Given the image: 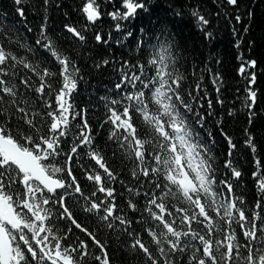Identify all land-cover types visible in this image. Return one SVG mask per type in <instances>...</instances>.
<instances>
[{
  "label": "snow or ice",
  "instance_id": "6c2138e0",
  "mask_svg": "<svg viewBox=\"0 0 264 264\" xmlns=\"http://www.w3.org/2000/svg\"><path fill=\"white\" fill-rule=\"evenodd\" d=\"M224 3L237 7L239 0ZM12 4L27 33L33 32L29 9L41 23L30 40L0 14V264H264V158L251 131L261 117L257 61L238 53L237 74L245 86L242 95L236 89L235 100L247 121L244 144L254 164L250 202L236 183L242 171L231 158L232 137L221 126L228 144L221 178L215 141L203 140L199 131L205 123L202 101L206 115H215L205 83L223 106L224 77L206 65L209 78L201 75L186 88L191 78L178 67L179 44L167 27L151 33L131 27L140 12H150L147 0H121L108 14L121 33L117 47L135 36L134 61L87 57L96 71L111 67L115 76L114 91L100 97L106 111L100 127L109 126L103 147L88 109L75 103L80 84L88 83L78 63L84 57L74 58L62 43L74 38L86 48L84 29L66 23L70 37L52 34L48 12L60 7L55 0ZM82 12L88 24L101 18L97 0H87ZM173 15L183 18L184 11L177 8ZM247 16L253 19V8ZM188 17L204 40L215 39L198 6H189ZM242 19L235 16L236 23ZM94 40L110 46L112 35L105 39L96 32ZM253 45L250 40L249 50ZM227 115H236L235 104ZM101 232L108 238L101 240Z\"/></svg>",
  "mask_w": 264,
  "mask_h": 264
},
{
  "label": "trees",
  "instance_id": "16d2710c",
  "mask_svg": "<svg viewBox=\"0 0 264 264\" xmlns=\"http://www.w3.org/2000/svg\"><path fill=\"white\" fill-rule=\"evenodd\" d=\"M60 4L59 8L52 7L49 12V30L52 34L59 37H70L63 31V26L66 23H71L81 29H84V34L87 38V47H77L78 42H73L74 38L63 40L64 48L76 58L77 53L83 55V59H78L82 73L85 75L88 83H81L79 93L75 96V103L78 108H87V119L93 128L96 135L97 143L103 147L107 141L108 125L100 127L101 122L106 116L104 102L100 97L110 94L109 90L114 91L115 76L111 67L96 71L92 67V60L87 59L89 55L93 59H111L115 56L117 59L123 58L135 60L138 53L135 50V36L126 42L124 47H117L115 41L121 38V33L114 29L116 21L108 14L113 12L120 6L121 0H97L101 18L95 24H88L86 17L82 12L83 5L87 0H55ZM150 5V12L145 14L140 12L135 23L131 25L133 29H138L143 26L150 33L158 31L161 27L166 26L170 34H172L179 44L177 55L179 57L178 67L181 71L186 72L191 79L186 82L185 87L192 83L195 78L204 75L209 78V73L205 66L207 65L214 72H219L224 77V90L222 96L225 104L221 106L216 104V93L207 82L205 87L208 89V98L212 99L215 112L213 116H207L208 107L207 100L202 101L204 107L200 109L202 115H205V123L202 129H199L203 140L215 141L213 149L217 164L220 166V174L223 171L222 162L228 159V144L221 135V126L228 133L236 144L233 151V159L235 166L242 171V177L247 181H241L240 191L246 193L247 197L252 200L253 178L250 180L252 171L254 170L253 154L244 144V128L247 127L246 118L239 111L240 105L236 102V89L243 88L245 82L237 74L239 62L237 60L238 53L243 52L246 59H255L257 68L254 70L257 74V82L255 88L258 90V106L257 112L261 113V117L251 127V131L257 138L258 156L264 158V0H257L253 4V0H239L237 7L228 6L224 0H147ZM189 6H198L199 10L207 16L211 22L210 31L214 32L215 39L209 43L204 40L202 33L198 32L192 25L188 17ZM177 8H182L184 17H176L173 12ZM249 8L254 9V17L250 21L247 16ZM0 14L6 15L8 22L16 24L21 31L30 39L36 38L38 26L41 23V18L32 9L27 11V24L33 28L32 33H27L22 21L14 12L12 0H0ZM242 16V22L236 23L235 16ZM87 25V26H86ZM86 26V27H85ZM245 26L249 27V32L245 33ZM233 27L237 31V35L233 34ZM100 32L105 39L108 38V33L112 35V44L110 46L97 44L94 40V34ZM147 39V37H145ZM240 40L241 47L237 49L234 44ZM253 41L254 45L249 50L248 42ZM220 60L222 63L217 64L215 60ZM195 70V77H192ZM235 104L236 115L229 117L227 115L229 108ZM195 119V116L192 117ZM211 134V137L209 136ZM231 157V158H232ZM76 175L80 178L82 186L86 192L92 190L89 182L84 180L80 170L76 169ZM122 179L127 177L122 176ZM131 182V181H129ZM117 192L120 191V185H115ZM118 202L122 203L120 197H117ZM69 206L72 207L71 201ZM78 219L83 220L82 216ZM88 225V221H84ZM90 226V225H89ZM78 231V230H77ZM79 234V233H78ZM83 238V234H79ZM101 240L108 238L105 232L99 235ZM114 241V236L112 237ZM115 249V244H113ZM117 264H120L119 260Z\"/></svg>",
  "mask_w": 264,
  "mask_h": 264
}]
</instances>
